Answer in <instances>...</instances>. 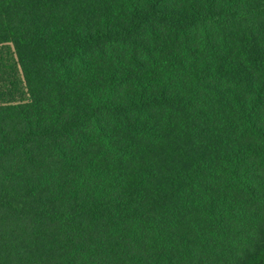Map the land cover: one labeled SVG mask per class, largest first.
I'll use <instances>...</instances> for the list:
<instances>
[{
  "label": "trees",
  "instance_id": "trees-1",
  "mask_svg": "<svg viewBox=\"0 0 264 264\" xmlns=\"http://www.w3.org/2000/svg\"><path fill=\"white\" fill-rule=\"evenodd\" d=\"M0 264H264V0H0Z\"/></svg>",
  "mask_w": 264,
  "mask_h": 264
}]
</instances>
